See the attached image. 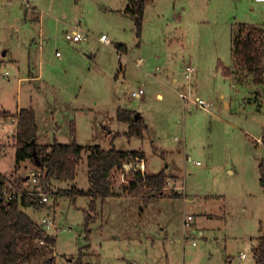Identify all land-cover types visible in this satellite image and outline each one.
Masks as SVG:
<instances>
[{"label": "rangeland", "instance_id": "374dc122", "mask_svg": "<svg viewBox=\"0 0 264 264\" xmlns=\"http://www.w3.org/2000/svg\"><path fill=\"white\" fill-rule=\"evenodd\" d=\"M129 4L0 0V52L9 47L22 57L19 63H0V110L14 117L21 107L33 108L43 143H69L74 121L76 142L83 146L75 179L54 180L49 191L86 189L90 147L114 145L145 153L143 168L140 160L127 159L114 174L116 192L128 186L131 167L150 173L165 169L164 194L170 196L99 199L87 227L88 196L74 202L57 196L56 209L49 199L27 212L38 223L54 218L57 227L65 228L55 232L53 264H255L252 249L264 210L258 170L264 151V84L253 85L236 68L231 77L224 76L217 65H233V25L264 27V2L152 0L139 37L126 11ZM74 25L90 33L88 41L65 38ZM101 34L108 43L99 40ZM119 43L128 52L118 55ZM188 64L195 68L194 83L183 74ZM139 87L143 94L132 96ZM180 92L212 101L213 112L183 102ZM118 107L140 114L143 138L126 136L127 124L116 117ZM11 116L0 117V148L5 147L0 171L9 176L19 169V176H28L34 170L30 160L16 167ZM36 249L31 243L22 247L28 264H47L48 255Z\"/></svg>", "mask_w": 264, "mask_h": 264}, {"label": "trees", "instance_id": "16d2710c", "mask_svg": "<svg viewBox=\"0 0 264 264\" xmlns=\"http://www.w3.org/2000/svg\"><path fill=\"white\" fill-rule=\"evenodd\" d=\"M152 0H129L130 4L126 11L134 19L137 37L140 36L144 10ZM117 50L126 51L125 44H117ZM121 51V52H122ZM231 56L232 67L225 66L218 62L217 67L224 76L235 74L234 68L244 72L252 84L262 86L264 84V27L258 24H246L239 22L231 28ZM241 82V80H240ZM239 83V82H238ZM11 115L7 110H0V117ZM16 116V130L13 136L15 147L16 167L24 160H30L35 168L41 170L40 183L46 190H50L48 183L51 180H74L76 166L79 163L80 154L83 149L75 139V123H69V132L72 140L69 143H60L55 139L51 144H40L36 142L37 123L34 109L22 107ZM116 117L119 121L127 124L125 134L127 137L143 138L145 124L139 113L134 110L118 107ZM264 145V133L261 137ZM127 159L144 160L145 153L141 150H121L114 145L103 148L100 145H92L87 155L88 166V190L71 186L70 188H59L53 193L56 196L67 197L73 202L78 196H88V208L92 213L85 211V225L97 215L96 203L99 199L110 196L129 194L131 196H161L164 195V188L167 185V173L165 169L156 172H145L140 168L131 167V180L123 192L114 190L112 180L115 173L122 171ZM259 185L264 193V151L258 162ZM15 175L10 174L9 177ZM7 175L0 173V264H28L29 254L22 251V247L31 243L35 244L36 251L40 255H48L47 264H53L55 257L52 255L56 238L48 233L35 221L24 207L40 209L45 202L40 200L37 192H28L22 189L24 194L20 200H6L2 195L1 188L5 184ZM19 188L22 186V179L15 178ZM145 196V197H144ZM178 196L172 194L171 197ZM148 199V198H147ZM90 229H87L86 239H89ZM39 240L44 244L40 245ZM88 246V245H86ZM255 264H264V210L262 219L259 221V235L252 249Z\"/></svg>", "mask_w": 264, "mask_h": 264}, {"label": "built area", "instance_id": "2783aa9c", "mask_svg": "<svg viewBox=\"0 0 264 264\" xmlns=\"http://www.w3.org/2000/svg\"><path fill=\"white\" fill-rule=\"evenodd\" d=\"M255 2H264V0H253ZM89 32L83 31L80 27L76 26L71 30H67L64 33V36L67 40L69 41H73V42H78V41H88L89 39ZM99 40L105 43L109 42L108 37L105 34H101L99 36ZM58 54V52H57ZM141 59H139L138 62H140ZM138 62H136V64H138ZM5 75H7V71L4 72ZM184 77L185 79L189 82V83H194V74H195V68L188 64L184 67V71H183ZM143 94V89L142 88H137L135 90L131 91V95L134 97H140ZM179 96L181 97L183 102H192L195 106L203 109L204 111L208 112V113H212L213 112V103L212 101L203 99L201 97H194L193 99L190 98L188 95H186V93L180 92ZM188 159L190 158L189 156L187 157ZM141 162V163H140ZM140 163V167L143 168V162L142 160L139 161ZM137 163V164H139ZM196 163L198 164L199 161H196ZM42 175L41 170L39 169H34L33 171H31V174L27 176V181L30 180L29 184H26V179H22L21 177L18 176H14V177H9L7 176L6 182L5 184L2 186L1 188V192L2 195L5 197L6 200H20L21 197L23 196L24 192L22 189L28 190V192H37L40 200L47 203L49 201V199H54V201L56 200L57 196L56 194H54L53 192L46 190L42 187L41 183H40V177ZM15 178H19L22 179V186L21 188H19L16 184V181L14 180ZM40 184V186H39ZM53 193V194H52ZM188 218H191V216H188ZM42 229H44L45 231H48V229H53L54 232L50 233L52 235L55 236V232L57 230H62L64 231L65 228H60L56 226L55 223V219L54 218H47V217H42L41 218V222L38 223ZM39 244L42 245L44 244L43 240H39ZM241 256H244V254H242Z\"/></svg>", "mask_w": 264, "mask_h": 264}, {"label": "crops", "instance_id": "0c3cea01", "mask_svg": "<svg viewBox=\"0 0 264 264\" xmlns=\"http://www.w3.org/2000/svg\"><path fill=\"white\" fill-rule=\"evenodd\" d=\"M74 27H76V25H74L73 27H72V29L74 28ZM117 45V44H116ZM116 45H115V49H116V53L118 54V55H120V53H126V52H128V48L126 47V51H122L121 49H120V51L119 50H117V47H116ZM25 46V45H24ZM23 50V49H22ZM122 51V52H121ZM29 54V50H27V55ZM22 59V57L21 56H19L18 55V53H17V51L15 50V52H13L9 47H7V48H5L3 51H1L0 52V63H3V62H5L6 60H9V61H11V62H14V63H19L20 62V60ZM228 77H230V76H228ZM173 80L174 81H176V79L175 78H173ZM194 81H195V76H194ZM254 85V84H253ZM256 91V90H255ZM158 96H161L160 94L158 95ZM22 108V107H21ZM20 109V108H19ZM19 109L16 111V113L15 114H17V112L19 111ZM116 111V110H115ZM11 115H9V116H7V117H10ZM12 117V120L13 121H15L16 122V116H11ZM14 134V133H13ZM12 134V135H13ZM262 137V136H261ZM36 142L37 143H42V144H44L43 142H40V141H38V134L36 133ZM261 142H262V139H261ZM47 144H51V143H47ZM255 144L257 145L258 144V141L257 140H255ZM264 146V145H263ZM2 149H5V147H4V145L2 144V146H1V148H0V155H1V150ZM187 157H188V155H187ZM260 159V158H259ZM143 160V159H142ZM145 160V159H144ZM143 160V161H144ZM1 161V160H0ZM199 164V163H198ZM27 166V165H26ZM0 167H1V162H0ZM27 168H28V166H27ZM32 169H38V168H35V167H33ZM230 172H232V170H230ZM0 173L1 174H3V172H1L0 171ZM10 174H12L13 173V175H15V176H18V177H22V176H27V174H28V172L27 173H25V174H23V175H18L19 174V169H15V170H13V171H10L9 172ZM3 175H5V174H3ZM53 181L54 180H51L49 183H48V186L49 187H52L53 185ZM52 185V186H51ZM176 187H178V186H176ZM88 188H89V186L86 188V189H83V190H88ZM54 190V189H53ZM184 190V189H183ZM184 194H185V192H183ZM183 194V195H184ZM121 196H125V194H121ZM166 196H170V194H167V193H165L164 195H161V196H152V197H147V198H145V200L144 201H147V200H150V199H156V198H163V197H166ZM87 197V196H86ZM135 197H137V196H135ZM54 205H53V208H55L56 209V205H57V203H56V201H55V203H53ZM46 205V204H45ZM44 207V206H43ZM27 208H31V209H33L32 207H24V210L27 212ZM42 208V207H41ZM40 208V209H41ZM33 210H36V209H33ZM37 210H39V209H37ZM36 210V211H37ZM28 213V212H27ZM242 254H240V258H245V256H241Z\"/></svg>", "mask_w": 264, "mask_h": 264}, {"label": "water", "instance_id": "95a60500", "mask_svg": "<svg viewBox=\"0 0 264 264\" xmlns=\"http://www.w3.org/2000/svg\"><path fill=\"white\" fill-rule=\"evenodd\" d=\"M137 115V114H136Z\"/></svg>", "mask_w": 264, "mask_h": 264}]
</instances>
